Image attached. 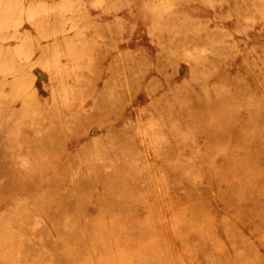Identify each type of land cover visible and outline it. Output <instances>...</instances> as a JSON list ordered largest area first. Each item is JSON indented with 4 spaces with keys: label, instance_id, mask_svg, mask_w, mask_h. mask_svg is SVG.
<instances>
[{
    "label": "rangeland",
    "instance_id": "rangeland-1",
    "mask_svg": "<svg viewBox=\"0 0 264 264\" xmlns=\"http://www.w3.org/2000/svg\"><path fill=\"white\" fill-rule=\"evenodd\" d=\"M12 158L27 190L0 195L7 240L32 215L60 246L32 201L54 190L69 264H264V0H0V169Z\"/></svg>",
    "mask_w": 264,
    "mask_h": 264
},
{
    "label": "bare ground",
    "instance_id": "bare-ground-1",
    "mask_svg": "<svg viewBox=\"0 0 264 264\" xmlns=\"http://www.w3.org/2000/svg\"><path fill=\"white\" fill-rule=\"evenodd\" d=\"M28 56V55H27ZM43 104V103H42ZM39 109H41L39 107ZM42 112V109L39 111V113ZM35 115V113H34ZM27 118V117H26ZM28 119V120H27ZM27 119H20V120H14V121H8L7 123L4 124V136L5 138H8L11 134H14L18 131H21L22 132V129H24L26 132V129L25 128H28L26 127V125L28 123L29 120L32 121V118H27ZM39 121V119H38ZM41 122V121H40ZM57 122H54V121H50V127L55 129L56 127ZM29 126V125H28ZM35 128L36 129H44V124L41 122L40 124H35ZM46 128V127H45ZM55 135L56 133H54L53 131H49L47 134H43V133H40L39 136H42L44 140L40 141V144L41 146H37V145H34L33 146V150H37V152H41V149L43 147V144L46 142V140L48 139L49 141L52 139H55ZM53 143L50 142L49 144V147L52 145ZM52 147V146H51ZM5 160V159H4ZM8 162V161H7ZM16 160L15 158H12L11 161L9 162V164L7 163V167L6 169H0V195L2 197H10L12 199L15 198V196L17 197L19 195V193H21L24 189L27 190V184H22L18 179H20L19 177L18 178H15V169H16ZM1 165L2 166H6L4 163L5 161L1 160L0 161ZM3 167V168H4ZM120 169V168H119ZM117 168V171L119 170ZM50 174H47L50 179H55L53 178V174H52V169L50 168ZM95 171V170H94ZM88 172H91L88 170ZM130 172V170L128 171ZM31 173V172H30ZM29 174H26V176H31ZM118 173V172H117ZM90 174V173H89ZM130 174V173H129ZM109 175V174H108ZM132 175V174H131ZM17 176V175H16ZM48 176H45V174L43 175L42 174V171L39 173V174H35V181H39L40 183H42V181H46L48 179H46V177ZM104 176V175H103ZM32 177V176H31ZM132 178V177H131ZM126 179V178H124ZM122 180V179H121ZM108 181V180H107ZM123 181V180H122ZM127 181V180H126ZM133 181V180H132ZM137 181V180H136ZM135 181V182H136ZM110 183H112L111 181H109ZM128 182V181H127ZM134 182V181H133ZM139 182V181H138ZM21 183V184H20ZM140 183V182H139ZM124 184V183H122ZM121 184V185H122ZM131 184V182H130ZM113 185V184H111ZM127 185V184H126ZM29 186V185H28ZM110 186V185H108ZM116 186V185H115ZM124 186V185H123ZM130 186V185H129ZM140 186V184H139ZM138 187V186H137ZM132 188V187H131ZM128 189V188H127ZM130 189V188H129ZM128 189V190H129ZM127 190V191H128ZM133 190V189H132ZM135 190V189H134ZM150 190V189H149ZM148 190V191H149ZM125 192V191H124ZM132 193V192H130ZM129 193V194H130ZM151 193V192H149ZM31 194V193H30ZM124 194V193H122ZM148 195V194H147ZM149 196V195H148ZM1 197V199H2ZM69 195L66 196L64 199H62V197L60 196V194L58 192H55L54 190L51 191L50 193H45L44 196H41V193L39 191H37L36 193L32 194V201L36 202V204H42L41 206V209L42 211H45L47 212V218L49 220V222H51V224L53 225V227L55 228L52 233L53 235H58L60 234L61 235V244L59 246V244H57V241L54 239V241L52 242L47 236H45V232L42 231V239H43V243L41 241L40 244L38 242V239H39V231L36 232V229L37 227L39 228L40 226H37V223H33L32 219V215L30 216H20V219L21 220H18V221H14V223L17 224V228H13L12 229V225L10 226L12 230H10L11 232H8L9 234L11 233V236H9L11 239L7 240L8 238H6V231L8 230L6 228V226L2 225V223H0V256H1V259L4 260V263L2 264H6V261H9V264H47V260H49V258L47 256H45L43 254V248H46V250L48 251H52V260H49L50 262H52V264H69V259H70V234L68 233H61L60 232V228H57L59 227V225H61V223L63 222L64 224L68 225L69 224V210H70V202H69V199H68ZM151 197V196H150ZM96 198V197H95ZM103 198H106L105 196H103ZM0 199V200H1ZM7 199V198H6ZM92 199V198H91ZM138 199V198H137ZM30 200V199H29ZM107 200V199H106ZM109 200V199H108ZM131 200V199H129ZM134 200V199H133ZM139 200V199H138ZM141 200V199H140ZM99 201V199H98ZM97 201V202H98ZM105 201V200H104ZM117 201V200H116ZM16 202V201H15ZM51 202V203H50ZM96 202V203H97ZM101 202V201H100ZM107 202V201H106ZM138 202V201H137ZM140 202V201H139ZM21 203V202H20ZM19 203V204H20ZM96 203H93V204H96ZM107 203H111V202H107ZM135 203V201L133 202ZM132 203V205H134ZM6 204V203H4ZM18 204V205H19ZM99 204V203H97ZM127 204V203H126ZM141 204V202H140ZM16 205V204H15ZM107 205V204H105ZM129 205V204H128ZM1 206V205H0ZM96 206V205H95ZM11 207V206H10ZM102 207V206H101ZM101 207H99V209L101 210ZM129 207V206H128ZM131 207V206H130ZM138 207V206H137ZM105 207H103L104 209ZM136 208V207H135ZM102 209V210H103ZM107 209H109V207H107ZM129 209V208H128ZM127 209V211H129ZM137 209V208H136ZM98 210V211H100ZM101 210V211H102ZM115 210V209H114ZM209 210V209H207ZM26 211V210H25ZM34 210L31 209V213L33 212ZM100 211V212H101ZM135 211V209H134ZM138 213V209L136 210ZM136 212V213H137ZM208 212V211H207ZM210 212V211H209ZM208 212V214H209ZM115 212H113L114 214ZM126 213V212H125ZM129 213V212H127ZM135 213V212H134ZM152 213V212H150ZM61 214H64V217L63 219L61 220L62 222H59L60 220V215ZM117 214V213H115ZM147 214V213H146ZM37 214H34V216H36ZM99 215V214H98ZM123 215V214H122ZM97 216V215H96ZM126 216V215H125ZM32 217V219H31ZM101 217V215H100ZM111 217V216H110ZM134 217V216H133ZM46 218V219H47ZM127 218V216H126ZM95 219V218H94ZM109 219V218H108ZM122 219V218H121ZM210 219V218H209ZM102 220V219H101ZM117 220V218H116ZM124 220V219H123ZM95 221V220H94ZM106 221V220H105ZM251 221H252V218H251ZM255 221V220H254ZM102 222V224L104 223L103 221H100ZM249 222V221H248ZM6 223V222H5ZM8 223V222H7ZM6 223V224H7ZM95 223V222H94ZM106 223V222H105ZM104 223V224H105ZM122 223V222H121ZM120 223V224H121ZM124 223V222H123ZM130 223V222H129ZM97 224V223H96ZM119 224V223H118ZM126 224V222H125ZM248 224V223H247ZM34 225V226H33ZM41 225V224H40ZM106 225V224H105ZM105 225H104V228H105ZM114 225V224H113ZM256 225V224H254ZM33 226V228H32ZM43 226V225H41ZM99 226V224H98ZM101 226V225H100ZM251 226V224L249 225ZM253 226V225H252ZM8 227V226H7ZM14 227V225H13ZM107 227V226H106ZM115 227V226H114ZM136 227V226H135ZM256 227H259V226H256ZM6 228V229H4ZM113 229V227H111ZM116 228V227H115ZM102 231H103V227H101ZM107 229V228H106ZM125 229V228H124ZM254 229V228H253ZM257 229V228H256ZM255 229V230H256ZM6 230V231H5ZM134 230V229H133ZM113 231V230H112ZM17 232V235L14 237V234ZM115 233H118V232H115ZM260 233V232H259ZM7 234V235H9ZM114 235V232L112 233ZM264 234V233H263ZM256 235V234H255ZM2 236H5V237H2ZM104 235H101L100 237H102ZM117 236V235H116ZM127 236V235H126ZM149 236V235H148ZM254 236V235H253ZM257 236V235H256ZM262 237V234L259 235L257 238H261ZM152 237V235H151ZM255 237V236H254ZM6 238V239H5ZM115 238V235L114 237ZM121 238V237H120ZM4 240V241H1V240ZM28 239H33L34 242H35V245L33 244H29L28 242ZM262 240V239H261ZM60 241V240H59ZM114 241V240H113ZM121 241V240H120ZM126 241V240H125ZM260 241V240H259ZM38 242V243H37ZM94 243V242H93ZM99 243V242H98ZM127 243V241H126ZM260 244V243H259ZM261 244H263V242H261ZM36 245H40L39 247H37ZM235 245V244H234ZM94 246V245H93ZM106 246V245H105ZM99 248V247H98ZM114 250V249H113ZM96 252V250H95ZM121 252V251H120ZM107 253V252H106ZM102 254V253H101ZM6 255V256H5ZM232 255V254H231ZM258 255V254H257ZM5 256V257H4ZM102 256V255H101ZM112 257V256H111ZM160 257L162 258L161 254H160ZM237 257V256H236ZM80 257H78L79 259ZM109 258V257H107ZM122 258V257H121ZM263 258V257H262ZM73 259V258H72ZM122 261V260H121ZM82 262V261H81ZM126 262V261H125ZM136 262V261H135ZM166 262V261H165ZM8 263V262H7ZM122 263V262H121ZM120 263V264H121ZM124 263V262H123ZM122 263V264H123ZM80 264V262L78 263ZM139 264V263H138Z\"/></svg>",
    "mask_w": 264,
    "mask_h": 264
}]
</instances>
